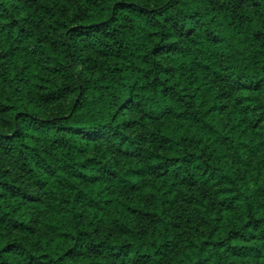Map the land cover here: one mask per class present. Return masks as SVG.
Here are the masks:
<instances>
[{
	"label": "trees",
	"instance_id": "1",
	"mask_svg": "<svg viewBox=\"0 0 264 264\" xmlns=\"http://www.w3.org/2000/svg\"><path fill=\"white\" fill-rule=\"evenodd\" d=\"M0 264H264V0H0Z\"/></svg>",
	"mask_w": 264,
	"mask_h": 264
},
{
	"label": "clouds",
	"instance_id": "2",
	"mask_svg": "<svg viewBox=\"0 0 264 264\" xmlns=\"http://www.w3.org/2000/svg\"><path fill=\"white\" fill-rule=\"evenodd\" d=\"M113 2H114V0H113ZM106 7H107L108 12L111 13L112 3H109ZM128 15H129V14H128L127 12L123 13L122 16H121V18H120V20H119V23H120V24L128 23V21H126V20L123 18L124 16H128ZM131 22H132V23H135V22H136V17H135V16H132V17H131ZM115 26H117V25H114V27H115ZM119 38H121V37H117V39H119ZM113 43H114V41H113Z\"/></svg>",
	"mask_w": 264,
	"mask_h": 264
}]
</instances>
